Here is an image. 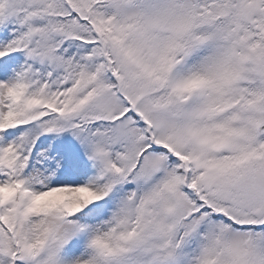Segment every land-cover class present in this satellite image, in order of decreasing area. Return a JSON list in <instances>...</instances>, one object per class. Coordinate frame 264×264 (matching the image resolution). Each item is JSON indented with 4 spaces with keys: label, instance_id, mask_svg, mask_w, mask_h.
<instances>
[{
    "label": "snow or ice",
    "instance_id": "snow-or-ice-1",
    "mask_svg": "<svg viewBox=\"0 0 264 264\" xmlns=\"http://www.w3.org/2000/svg\"><path fill=\"white\" fill-rule=\"evenodd\" d=\"M0 264H264V0H0Z\"/></svg>",
    "mask_w": 264,
    "mask_h": 264
}]
</instances>
